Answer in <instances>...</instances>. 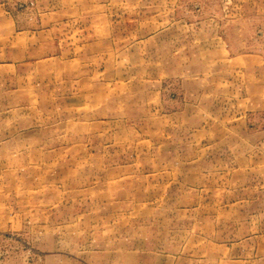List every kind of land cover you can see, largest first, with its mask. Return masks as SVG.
<instances>
[{
  "label": "rangeland",
  "instance_id": "1",
  "mask_svg": "<svg viewBox=\"0 0 264 264\" xmlns=\"http://www.w3.org/2000/svg\"><path fill=\"white\" fill-rule=\"evenodd\" d=\"M262 58L264 0H0V264H264Z\"/></svg>",
  "mask_w": 264,
  "mask_h": 264
},
{
  "label": "crops",
  "instance_id": "2",
  "mask_svg": "<svg viewBox=\"0 0 264 264\" xmlns=\"http://www.w3.org/2000/svg\"><path fill=\"white\" fill-rule=\"evenodd\" d=\"M263 59V58H262ZM258 67L255 66V63H252V70H262L264 72V59L262 61V64L256 63ZM261 66V67H260Z\"/></svg>",
  "mask_w": 264,
  "mask_h": 264
}]
</instances>
